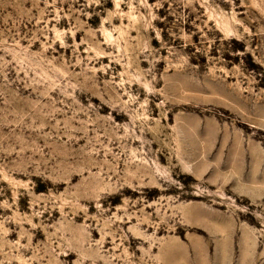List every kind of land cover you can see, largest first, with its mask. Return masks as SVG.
<instances>
[{
  "label": "rangeland",
  "instance_id": "obj_1",
  "mask_svg": "<svg viewBox=\"0 0 264 264\" xmlns=\"http://www.w3.org/2000/svg\"><path fill=\"white\" fill-rule=\"evenodd\" d=\"M0 264H264V0H0Z\"/></svg>",
  "mask_w": 264,
  "mask_h": 264
}]
</instances>
